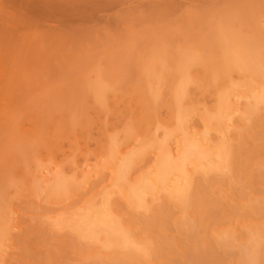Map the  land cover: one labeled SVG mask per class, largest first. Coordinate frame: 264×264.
Wrapping results in <instances>:
<instances>
[{
  "label": "bare ground",
  "instance_id": "bare-ground-1",
  "mask_svg": "<svg viewBox=\"0 0 264 264\" xmlns=\"http://www.w3.org/2000/svg\"><path fill=\"white\" fill-rule=\"evenodd\" d=\"M152 4L0 99V264H264V0Z\"/></svg>",
  "mask_w": 264,
  "mask_h": 264
},
{
  "label": "rangeland",
  "instance_id": "rangeland-1",
  "mask_svg": "<svg viewBox=\"0 0 264 264\" xmlns=\"http://www.w3.org/2000/svg\"><path fill=\"white\" fill-rule=\"evenodd\" d=\"M26 1L28 4L23 7L27 10L23 8L18 10L19 13L22 11L23 20L16 19L17 14L5 15L0 11V36L3 35L2 32L6 34L5 38L0 37V99L7 90L14 92L13 95L46 94L45 85L51 81L53 74L50 58L52 40L55 48L63 49V38L68 39L65 36L69 37L76 31L116 29V15L141 8L145 10L152 3L161 2V0H109V2L96 0L99 2L98 5H78L77 10H69V12L66 6L56 7L54 10L47 8L48 13L44 10L42 1L37 0V3L35 0L36 4L33 7L31 6L34 4L33 0ZM169 1L177 6L178 13H180L179 8H185L190 2V0Z\"/></svg>",
  "mask_w": 264,
  "mask_h": 264
}]
</instances>
